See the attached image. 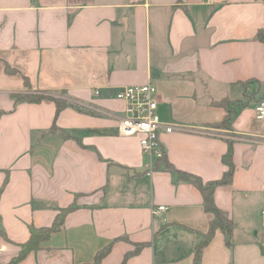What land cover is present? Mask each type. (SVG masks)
Returning <instances> with one entry per match:
<instances>
[{"label": "crops", "instance_id": "1", "mask_svg": "<svg viewBox=\"0 0 264 264\" xmlns=\"http://www.w3.org/2000/svg\"><path fill=\"white\" fill-rule=\"evenodd\" d=\"M262 28L264 0H0V262L30 225L74 206L18 264L88 263L110 243L100 264L129 253L125 264H193L211 218L200 190L118 129L117 91L151 82L160 119L175 126L159 134L174 168L219 179L232 142L231 181L213 193L234 222L232 247L217 230L201 264H264ZM42 91L93 113L13 97ZM223 99L235 108L229 129L212 125L226 116L214 103Z\"/></svg>", "mask_w": 264, "mask_h": 264}, {"label": "trees", "instance_id": "2", "mask_svg": "<svg viewBox=\"0 0 264 264\" xmlns=\"http://www.w3.org/2000/svg\"><path fill=\"white\" fill-rule=\"evenodd\" d=\"M257 38L264 42V28L258 30ZM7 70L12 71L9 69L8 66H7ZM242 84L245 85V83ZM56 94L57 95L54 96L49 91L48 92L42 91L37 94L17 93L14 94L13 97L16 102L17 101L38 102L43 99L52 100L56 106V113L66 106H70L80 112L93 113L92 111H89L82 105L76 102L69 101L67 98H65L66 96L65 91H59L56 92ZM214 103L226 108V116L222 121L212 124L213 127L229 129L234 115V110H235L234 106L232 107L229 106V101L225 99L221 101H216ZM50 130L53 132L57 130V128L55 127V125H53ZM227 143H228L227 151L222 156V161L227 166V169L221 178L208 182H203L199 176H196L194 174L177 170L165 159L164 155L160 158L155 159V161L159 162V165L162 168L171 171L178 179L188 181L194 184L200 190L202 194L204 210L211 216L208 230L205 233L197 232V236H196L197 238L194 245L193 264H201L202 249L210 241V239L213 237L214 233L217 230H220L224 234L226 246L229 248L232 247L231 235L234 227V222L228 217V215L223 210H221L215 204L213 198V193L216 186L222 184H228L231 181V177L234 169V164L232 162V142L231 140L227 139ZM73 208L74 206L60 208L57 214L55 215L54 220L49 226L35 227L33 225H30L29 237L26 241L17 244L18 251L16 255H14L9 261L4 263L0 262V264H18V262L21 261L23 258H25L29 252L38 249L42 241L47 240L53 232L58 231L60 229L66 214L68 213V211H70ZM141 246L142 244H136V250L134 252H136ZM110 247H111V243L106 245L104 248L100 249L99 251H97L96 254L94 255L92 262L82 263V264H100L102 258L109 252ZM130 254L132 253L126 254L124 256L122 264L126 263V260Z\"/></svg>", "mask_w": 264, "mask_h": 264}, {"label": "built area", "instance_id": "3", "mask_svg": "<svg viewBox=\"0 0 264 264\" xmlns=\"http://www.w3.org/2000/svg\"><path fill=\"white\" fill-rule=\"evenodd\" d=\"M213 3L214 0H203ZM116 98L125 104L118 129L122 135L138 136L143 153L150 158H160L164 155L159 134L161 131L171 132L174 124L164 123L158 114V91L151 82L123 86L116 93ZM256 118H264V98L255 106ZM165 209L160 205L153 210L154 214ZM264 215V208L261 210Z\"/></svg>", "mask_w": 264, "mask_h": 264}, {"label": "rangeland", "instance_id": "4", "mask_svg": "<svg viewBox=\"0 0 264 264\" xmlns=\"http://www.w3.org/2000/svg\"><path fill=\"white\" fill-rule=\"evenodd\" d=\"M250 94H251V93H250ZM259 97H261V96H259ZM259 97H258V98H259ZM260 99H261V98H260ZM227 135H229V134H227Z\"/></svg>", "mask_w": 264, "mask_h": 264}]
</instances>
